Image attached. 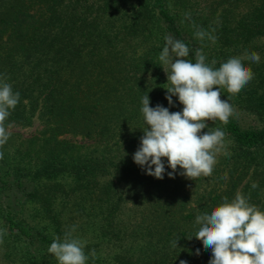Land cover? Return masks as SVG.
Instances as JSON below:
<instances>
[{
	"label": "trees",
	"instance_id": "obj_1",
	"mask_svg": "<svg viewBox=\"0 0 264 264\" xmlns=\"http://www.w3.org/2000/svg\"><path fill=\"white\" fill-rule=\"evenodd\" d=\"M197 28L215 42L198 39ZM166 36L189 47L186 59L202 50L215 68L260 56L243 61L254 78L231 97L228 123L202 130L226 136L212 174L195 180L179 167L169 177L167 158L157 179L133 158L147 127L144 95L152 108L183 110L177 96L166 99L170 65L158 59ZM0 80L20 94L6 129L41 124L27 137L10 132L0 147V264H58L48 248L67 231L60 197L74 195L81 210L91 202L101 237L123 238L111 263L86 245V264H209L197 215L237 193L264 211V0H0ZM240 112L257 123L246 126Z\"/></svg>",
	"mask_w": 264,
	"mask_h": 264
},
{
	"label": "clouds",
	"instance_id": "obj_2",
	"mask_svg": "<svg viewBox=\"0 0 264 264\" xmlns=\"http://www.w3.org/2000/svg\"><path fill=\"white\" fill-rule=\"evenodd\" d=\"M195 36L200 40L207 37L212 42L216 39L202 28H197ZM165 41L158 59L163 65H170V72L164 70L170 84L166 88V99L171 105L172 97L177 96L183 110L170 112L160 105L152 108L149 96L144 95L141 112L147 127L133 158L142 168L146 166L148 175L157 179H163L165 172L162 158H167L168 166L173 170L168 173L169 177L177 167L192 180L210 176L217 163V154L224 148L226 133L220 128L203 134L202 130L208 128V121L228 123L235 112L229 102L231 97L254 78L252 69L243 61L250 59L258 63L260 56L255 52L248 57L235 56L215 68L216 61L213 60L211 65L206 63L202 50L196 51L193 63L186 59L190 49L184 42L168 36ZM221 89L231 94L227 100L221 99ZM19 100V92H14L11 84L0 80V147L11 135L5 122ZM3 155L0 151V160ZM257 186L256 183L252 185L253 188ZM196 223L200 227L195 238L201 240L206 249L212 250L209 264H264V211L250 204L248 197L237 193L231 202L225 197L210 214L197 215ZM74 231L75 226L66 231L62 239L56 237L48 248V253L58 264H86L89 259L84 250L86 242L75 237ZM3 235L0 232V243H3ZM178 240L173 241L174 248H177ZM90 255L95 258V251L92 250ZM180 264L186 262L180 261Z\"/></svg>",
	"mask_w": 264,
	"mask_h": 264
},
{
	"label": "rangeland",
	"instance_id": "obj_3",
	"mask_svg": "<svg viewBox=\"0 0 264 264\" xmlns=\"http://www.w3.org/2000/svg\"><path fill=\"white\" fill-rule=\"evenodd\" d=\"M241 115H238V118L246 126L255 125V123H257V120L255 117H253V115H249L247 113H241ZM39 129H41V124L36 118L34 123L30 126H10L7 130L9 132H18L20 135L27 137ZM67 137L71 138L72 140H77V137H73L72 135H67ZM77 200L78 198L75 199L74 195L68 198L60 197L57 199L55 209L60 210L62 212V217L66 219L64 226L66 227L67 231L75 226L73 235L86 242L85 247L89 244L94 246L95 255L98 257H103V261H107V263L113 262L112 256L114 255V252L117 251V248L121 247L120 243L123 242L120 240L123 238H120V240L113 239L112 242H110L107 240V238L101 237V217L98 215V210L91 207V202H87L85 209L81 210L77 204ZM23 212L26 213L27 210L23 209ZM120 215L122 217L125 216L123 213H120ZM140 243L136 241L133 245H135V248H139Z\"/></svg>",
	"mask_w": 264,
	"mask_h": 264
}]
</instances>
